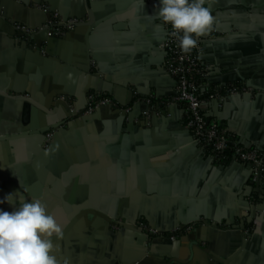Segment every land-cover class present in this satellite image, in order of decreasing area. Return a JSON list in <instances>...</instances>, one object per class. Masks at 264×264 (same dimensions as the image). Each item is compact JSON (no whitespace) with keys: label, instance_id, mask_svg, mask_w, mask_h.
Instances as JSON below:
<instances>
[{"label":"crops","instance_id":"obj_1","mask_svg":"<svg viewBox=\"0 0 264 264\" xmlns=\"http://www.w3.org/2000/svg\"><path fill=\"white\" fill-rule=\"evenodd\" d=\"M50 4L79 20L63 37L44 30L41 7ZM210 6L214 24L197 45L207 83L251 91L210 99L207 116L264 149V0ZM158 8L159 0H0V91L8 93L0 95V199L23 185L47 205L63 226L60 264H264V183L249 165L207 156L185 106L169 104L176 80L159 47L167 25ZM20 19L35 30L28 40L15 28ZM58 92L79 113L89 93L116 105L64 121ZM60 121L64 132L44 141ZM142 221L165 237L147 238Z\"/></svg>","mask_w":264,"mask_h":264},{"label":"built area","instance_id":"obj_2","mask_svg":"<svg viewBox=\"0 0 264 264\" xmlns=\"http://www.w3.org/2000/svg\"><path fill=\"white\" fill-rule=\"evenodd\" d=\"M41 8L45 12H49L48 7L43 6ZM65 22L66 25H62ZM78 22L79 20L77 19L64 21L57 13H51V19L46 24V29L48 35L51 37H63ZM14 25L23 39L28 40L29 36L35 32V30L21 23H14ZM170 33L171 28L167 25L166 37L159 45L167 53V70L176 80V90L174 95L170 97L169 104L185 106L186 125L193 133L197 145L202 147L205 154L207 150H210L212 154L209 157L217 162L216 160H219L221 155L233 145L234 156L232 161L249 165L252 170L253 181L264 183V149H250L251 145L249 143L241 142L235 135L226 131L218 122L209 119L206 113L210 99L251 91V88L245 85L242 88L231 86L225 95L222 93V90L226 86H217L213 93L207 97H203V86L200 83V79L208 80L207 67L202 64L196 49L197 47L189 54L183 53L178 47V41ZM101 95L103 94L91 93L89 95V104L83 115L92 114L99 107L105 105H116V102L110 96L102 97ZM147 103L151 105L153 103L152 98H148ZM239 143L245 145L246 148L240 146ZM140 228L153 239L158 236L165 237L163 233H158L155 229L148 228L147 224L143 222L140 223ZM175 238L174 235H171V239Z\"/></svg>","mask_w":264,"mask_h":264},{"label":"clouds","instance_id":"obj_3","mask_svg":"<svg viewBox=\"0 0 264 264\" xmlns=\"http://www.w3.org/2000/svg\"><path fill=\"white\" fill-rule=\"evenodd\" d=\"M156 16L170 26V35L185 54L197 47L215 20L210 0H159ZM20 186L23 192L0 199V205L12 208L0 207V264H60L55 241L63 238V226L41 199H29L27 188Z\"/></svg>","mask_w":264,"mask_h":264},{"label":"water","instance_id":"obj_4","mask_svg":"<svg viewBox=\"0 0 264 264\" xmlns=\"http://www.w3.org/2000/svg\"><path fill=\"white\" fill-rule=\"evenodd\" d=\"M42 2L41 1H35V6H34V9L35 10H39L38 9V5H40ZM50 7L52 8H50L49 9V12H47V13H43L44 15L46 14V22L43 24V25H45V27H44V30H46V32H47V27H46V24L48 23V21H50V19H51V13H53L54 11H53V5L52 4H50ZM89 16H90V20H91V23H90V25H93V24H95V22H94V16L92 15V13L91 12H89ZM64 21H67V19H63ZM16 22H22V24H24L25 22L23 21V20H16V21H14V23H16ZM24 25H26V24H24ZM43 25H41V27L43 26ZM62 25H66V22L64 23V24H62ZM53 38H56V37H54V36H52ZM35 54H37V55H40V53H41V51L40 50H38V49H36V50H34L33 51ZM237 80H239V79H235L234 81H237ZM8 93L7 92H2V91H0V95H3V96H8L7 95ZM61 94H63V93H61V92H58L57 93V95L55 96L57 99L55 100V102H54V105L53 106H55V107H60V106H65L67 109H68V111H69V115L66 117V118H64L63 120L64 121H66L67 119H69L70 117H73V118H76V117H78V116H82L83 117V112H77L76 110H74V111H72V109H74V108H72L70 105H69V102H68V98L67 97H65V98H61ZM89 95H90V93H89ZM8 98H13L14 100H19V101H22V97L21 96H18V97H8ZM92 117H91V115H85L84 116V118L83 119H91ZM62 125H63V121L61 122H57V123H52V124H50V127H48V129H44L43 130V132L41 133L42 134V139L44 140V141H46L47 140V136L50 134V133H54L53 135H54V138L55 139H57L58 137H59V134L60 133H62V132H64V130L62 129ZM125 226V225H124ZM127 227H129V228H131V229H133V230H139V228L137 227V226H135V225H126ZM214 227H217V225H214ZM145 236L148 238V235L147 234H145Z\"/></svg>","mask_w":264,"mask_h":264},{"label":"trees","instance_id":"obj_5","mask_svg":"<svg viewBox=\"0 0 264 264\" xmlns=\"http://www.w3.org/2000/svg\"><path fill=\"white\" fill-rule=\"evenodd\" d=\"M200 83L203 86L202 87V89H203L202 96L203 97H207L209 94L213 93L214 90H215V88L217 87L215 85L208 84L207 81L204 80V79H200ZM231 86L242 88L243 83H241V82L231 83V84L227 85L222 90V93L226 95L228 93V89L231 88ZM101 96L102 97H106V96H109V95H107V94L104 95L103 94ZM239 145L242 146V147H244V148H246L245 145H243L242 143H239ZM257 148L258 147H256L255 145H251V147H250V149H257ZM211 154H212L211 151L210 150H207L206 155L209 156ZM233 156H234V148H233V145H231V147L228 150H226V152L223 155H221L220 159L219 160H216V161L219 164H227L230 161H232ZM263 157H264V152H263ZM263 179H264V177H263Z\"/></svg>","mask_w":264,"mask_h":264},{"label":"rangeland","instance_id":"obj_6","mask_svg":"<svg viewBox=\"0 0 264 264\" xmlns=\"http://www.w3.org/2000/svg\"><path fill=\"white\" fill-rule=\"evenodd\" d=\"M70 104V103H69ZM143 223L147 224L146 221H142ZM140 226V225H139ZM148 228H151L148 224H147ZM164 234V233H163Z\"/></svg>","mask_w":264,"mask_h":264}]
</instances>
